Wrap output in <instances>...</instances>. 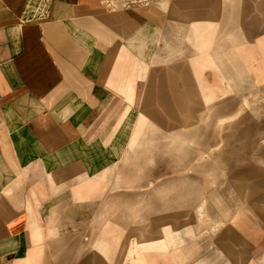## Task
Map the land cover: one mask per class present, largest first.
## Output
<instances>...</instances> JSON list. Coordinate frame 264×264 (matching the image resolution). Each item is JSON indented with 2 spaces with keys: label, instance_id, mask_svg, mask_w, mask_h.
I'll use <instances>...</instances> for the list:
<instances>
[{
  "label": "crops",
  "instance_id": "1",
  "mask_svg": "<svg viewBox=\"0 0 264 264\" xmlns=\"http://www.w3.org/2000/svg\"><path fill=\"white\" fill-rule=\"evenodd\" d=\"M252 88L264 95V0H0V264H264L247 215L264 195L232 188L230 213L215 190L217 220L203 202L142 216L125 245L106 211L111 171L154 129L181 153L208 99ZM206 219L216 250L200 256Z\"/></svg>",
  "mask_w": 264,
  "mask_h": 264
},
{
  "label": "rangeland",
  "instance_id": "2",
  "mask_svg": "<svg viewBox=\"0 0 264 264\" xmlns=\"http://www.w3.org/2000/svg\"><path fill=\"white\" fill-rule=\"evenodd\" d=\"M226 94L222 92L221 97L208 99L215 104L198 113L201 120L196 131L178 130L181 135L196 136L193 142H187L189 146L184 151H175L179 149L176 141L157 128L148 135L140 150L127 153L123 162L111 171V204L106 211L110 210L112 222L117 225L121 245L126 244L130 228L142 223V216L143 222H149L162 213L186 210L195 213V208L205 202L204 213L211 220H217L212 201L216 194L205 197L213 189L217 190L224 207L230 213L236 212L243 202L233 193L230 183L245 190L258 188L250 195L243 191L240 200L264 195V95L253 88L241 94L233 90L224 97ZM237 174L241 175L230 181ZM150 181L154 183L152 189L147 187ZM245 208L251 211L249 203ZM247 215L255 224L264 226V216L255 212ZM212 226L207 219L197 226L202 234L200 256L216 250L210 241ZM224 227L214 234L222 233Z\"/></svg>",
  "mask_w": 264,
  "mask_h": 264
},
{
  "label": "bare ground",
  "instance_id": "3",
  "mask_svg": "<svg viewBox=\"0 0 264 264\" xmlns=\"http://www.w3.org/2000/svg\"><path fill=\"white\" fill-rule=\"evenodd\" d=\"M141 102V101H140ZM244 104H247V101H244ZM150 125V124H149ZM146 131V130H145ZM177 131V130H176ZM147 132V131H146ZM177 133V132H176ZM144 134V133H143ZM143 134H142V139H143ZM146 134V133H145ZM170 134V133H169ZM172 135H173V133H172ZM171 135V136H172ZM145 136V135H144ZM175 136V135H174ZM182 137H184V136H182ZM187 137V136H186ZM145 138V137H144ZM188 138V137H187ZM181 139V138H180ZM179 139V140H180ZM189 139V138H188ZM190 140H192V139H190ZM182 141V140H181ZM182 144V143H181ZM180 147V146H179ZM185 148V147H184ZM184 148H181V150L182 149H184ZM184 151V150H183ZM234 184V183H233ZM233 188H235V190L239 193V195H240V197L242 198L243 197V191H246L247 193H248V195H250V194H252V193H254V192H256L257 191V189L258 188H249V189H247V190H245L244 188H242V187H238V186H236L235 184L233 185ZM215 190L216 189H213V190H211V191H209L208 193H207V195L205 196V197H209L210 195H212V194H214L215 193ZM178 201V200H177ZM205 203V202H204ZM219 203V202H218ZM260 204V203H259ZM263 206V205H262ZM202 205H200L199 207H198V210H199V213L201 212V210H202ZM204 208V207H203ZM196 209V208H195ZM198 212V211H197ZM144 217V216H143ZM197 218V217H196ZM201 218V217H200ZM148 219V218H147ZM181 220V219H180ZM184 220V219H183ZM186 220V219H185ZM141 224V223H140ZM147 224H148V222H147ZM150 225V224H149ZM136 226V225H135ZM138 227V226H137ZM190 227V226H189ZM133 229V228H132ZM167 229V228H166ZM135 230V229H134ZM171 230V229H170ZM130 231H133V230H130ZM139 231V230H138ZM144 231V230H143ZM181 231V230H180ZM134 232V231H133ZM159 232V231H158ZM171 232V231H170ZM141 233V232H140ZM153 233V232H152ZM174 233H176V232H174ZM182 233V232H181ZM172 234V233H171ZM130 235V234H129ZM136 235V234H135ZM143 235V234H142ZM145 235V234H144ZM174 235V234H173ZM107 236V235H106ZM156 236V235H155ZM168 236V235H167ZM230 236V235H229ZM133 238V237H132ZM178 238V237H177ZM217 238H219V237H217ZM140 239V238H139ZM135 240V239H134ZM171 240V239H170ZM181 240V239H180ZM130 241V240H129ZM143 241V240H142ZM146 241H148L147 239H146ZM131 242H133V241H131ZM145 242V241H144ZM109 243V242H108ZM135 243V242H134ZM170 243V242H169ZM215 243V242H214ZM133 244V243H132ZM177 244V243H176ZM170 245V244H169ZM127 246V245H126ZM218 246V245H217ZM221 246V245H220ZM123 247V246H122ZM127 248V247H126ZM125 248V249H126ZM129 248V247H128ZM132 248V247H131ZM131 248L127 251V260H128V256H130L131 254H132V251H134V250H131ZM219 248V247H218ZM122 249H124V248H122ZM243 249V248H242ZM172 250V249H171ZM121 251H124V250H121ZM120 251V252H121ZM183 251V250H182ZM241 251V250H240ZM120 252H119V254H120ZM137 252V251H136ZM173 252V251H172ZM124 253V252H123ZM218 253L220 254V252L218 251ZM122 254V253H121ZM121 254H120V256H121ZM126 254V253H125ZM185 254V253H184ZM217 254V253H216ZM124 255V254H123ZM123 255H122V259H123ZM221 255V254H220ZM156 255H154V257H155ZM162 256H164V255H162ZM179 255L177 254V256L176 257H178ZM117 257H119V256H117ZM131 257V256H130ZM181 257V256H180ZM207 257V256H206ZM217 257V256H216ZM242 257V256H241ZM126 258V257H125ZM133 258V257H132ZM165 258V257H164ZM168 258V257H167ZM208 258V257H207ZM219 258V257H218ZM119 259H121V258H119ZM154 259V258H153ZM176 259H178V258H176ZM182 259H183V256H182ZM208 259H210V257L208 258ZM215 259V258H214ZM221 259V258H220ZM219 259V260H220ZM97 260V259H96ZM165 260V259H164ZM173 260H174V258H173ZM202 260H204V259H202ZM216 260H217V258L215 259V262H216ZM218 260V261H219ZM233 260V259H232ZM177 261V260H176ZM211 261V260H210ZM223 261H225V260H222V262ZM110 262V261H109ZM156 262V261H155ZM180 262H181V260H180ZM205 262V261H204ZM220 262V261H219ZM221 262V263H222ZM235 262V261H234ZM120 263H121V260H120ZM125 263V262H124ZM168 263V262H167ZM201 263V262H200ZM221 263H219V264H221ZM95 264H102V261L100 262V261H97V263H95ZM115 264H116V262H115ZM128 264V263H127ZM181 264V263H180ZM196 264V263H195ZM199 264V263H198ZM210 264V263H209ZM217 264V263H216Z\"/></svg>",
  "mask_w": 264,
  "mask_h": 264
}]
</instances>
